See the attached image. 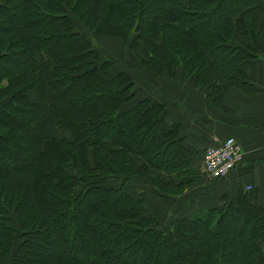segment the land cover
I'll return each mask as SVG.
<instances>
[{"label":"trees","instance_id":"obj_1","mask_svg":"<svg viewBox=\"0 0 264 264\" xmlns=\"http://www.w3.org/2000/svg\"><path fill=\"white\" fill-rule=\"evenodd\" d=\"M263 55L264 0H0V264H264L255 190L167 229L149 212L198 173L167 103L134 80L189 82L223 107L257 92Z\"/></svg>","mask_w":264,"mask_h":264},{"label":"crops","instance_id":"obj_2","mask_svg":"<svg viewBox=\"0 0 264 264\" xmlns=\"http://www.w3.org/2000/svg\"><path fill=\"white\" fill-rule=\"evenodd\" d=\"M248 77L257 92L249 94L233 88L223 107L213 106L203 91L185 81L154 79L150 75L147 80L155 90L150 85L144 90L140 87L144 94H153L159 101L167 103V122L179 125L185 146L194 154V166L201 164L208 146L228 138L236 139L244 152L242 162L227 178L207 179L209 187L201 182L203 192L197 193L194 189L190 193H194L191 197L197 200L188 201L181 208L180 202L176 203V210L172 206L169 211L171 214L186 215L219 206L224 199L237 197L248 186L257 191L258 204L264 205V55L249 69ZM158 202L165 208L162 201ZM154 206L153 201L150 207Z\"/></svg>","mask_w":264,"mask_h":264},{"label":"rangeland","instance_id":"obj_3","mask_svg":"<svg viewBox=\"0 0 264 264\" xmlns=\"http://www.w3.org/2000/svg\"><path fill=\"white\" fill-rule=\"evenodd\" d=\"M15 21L18 22V18L15 19ZM76 27L79 31H84L86 33H88V35L90 36L93 44L97 47V49L99 51H101L102 55L104 57H118V58H122V59H127L129 58L130 61H134L133 60V56L130 55V52H128V48H127V44L120 38H110V37H96L94 36L90 31H88L87 29H85L79 22L76 21ZM61 47H63V43H61ZM141 74L144 76V78H140V76H138V74L134 73V80H136V85L137 87H141L144 88L148 87V80H147V76H150V74H147L145 72H141ZM146 76V77H145ZM60 133V131H59ZM198 164V163H196ZM197 173H198V178L195 176L193 181L195 182V184L193 186H191L188 190H186L182 195L180 196H176L174 197L170 202H162L165 205V208L162 207V205L160 204V202H158L159 200H155L153 198H149L148 202L150 201H154V203L156 204V206H154V208L150 207L151 204H149V212L153 213L152 215H157L160 219V225H162V229H167L168 225L171 223V221L173 220L174 217L178 216L177 214H171L169 211L171 209L172 206H174V210H176V203L180 202V208L184 207L187 202L192 201L195 202L197 200V198L191 197L193 196V194L190 195V193L192 192V190L197 189V193L203 192V187L201 182L205 183V185H208V181L207 178L205 176V173L203 172V169L201 168V165H197L196 167H193ZM196 173V172H195ZM138 181H135L134 183H132L129 187V192L139 196L142 193V190H146L143 186H141V184L136 183ZM213 184V183H212ZM247 191H252L253 187L251 186V190H248L246 188ZM190 197V198H189ZM196 197V195H195ZM198 197V196H197ZM192 199V200H191Z\"/></svg>","mask_w":264,"mask_h":264},{"label":"built area","instance_id":"obj_4","mask_svg":"<svg viewBox=\"0 0 264 264\" xmlns=\"http://www.w3.org/2000/svg\"><path fill=\"white\" fill-rule=\"evenodd\" d=\"M244 152L234 138H228L208 146L201 159V168L207 179L227 178L242 162ZM251 190V186L247 187Z\"/></svg>","mask_w":264,"mask_h":264}]
</instances>
